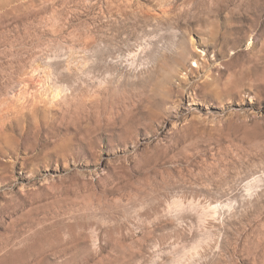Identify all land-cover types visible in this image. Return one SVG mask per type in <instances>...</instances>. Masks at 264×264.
Returning a JSON list of instances; mask_svg holds the SVG:
<instances>
[{"label":"rangeland","instance_id":"rangeland-1","mask_svg":"<svg viewBox=\"0 0 264 264\" xmlns=\"http://www.w3.org/2000/svg\"><path fill=\"white\" fill-rule=\"evenodd\" d=\"M0 264H264V0H0Z\"/></svg>","mask_w":264,"mask_h":264},{"label":"bare ground","instance_id":"bare-ground-1","mask_svg":"<svg viewBox=\"0 0 264 264\" xmlns=\"http://www.w3.org/2000/svg\"><path fill=\"white\" fill-rule=\"evenodd\" d=\"M241 82H242V84H243V83H244V80H243V81L241 80ZM105 108H106V107H105ZM113 109H115V106H112V107L110 106V107H109V110H112V111H113ZM88 117H89V119H90V117H91V114H90V113H88Z\"/></svg>","mask_w":264,"mask_h":264}]
</instances>
